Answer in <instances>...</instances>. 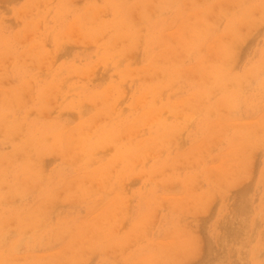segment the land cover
I'll return each mask as SVG.
<instances>
[{
  "label": "rangeland",
  "instance_id": "374dc122",
  "mask_svg": "<svg viewBox=\"0 0 264 264\" xmlns=\"http://www.w3.org/2000/svg\"><path fill=\"white\" fill-rule=\"evenodd\" d=\"M0 264H264V0H0Z\"/></svg>",
  "mask_w": 264,
  "mask_h": 264
}]
</instances>
